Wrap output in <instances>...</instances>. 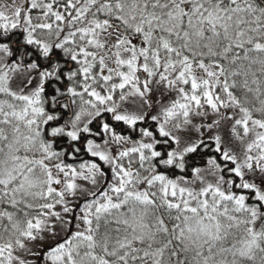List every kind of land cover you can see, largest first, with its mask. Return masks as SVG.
I'll return each mask as SVG.
<instances>
[{
	"label": "snow or ice",
	"instance_id": "snow-or-ice-1",
	"mask_svg": "<svg viewBox=\"0 0 264 264\" xmlns=\"http://www.w3.org/2000/svg\"><path fill=\"white\" fill-rule=\"evenodd\" d=\"M6 8L0 264H264V0Z\"/></svg>",
	"mask_w": 264,
	"mask_h": 264
},
{
	"label": "rangeland",
	"instance_id": "rangeland-1",
	"mask_svg": "<svg viewBox=\"0 0 264 264\" xmlns=\"http://www.w3.org/2000/svg\"><path fill=\"white\" fill-rule=\"evenodd\" d=\"M13 3V0H0V4H4V5H11ZM22 3V0H15V4L17 6H19ZM0 10H5L8 11L9 13L11 11H14V9L12 8H6V9H0Z\"/></svg>",
	"mask_w": 264,
	"mask_h": 264
},
{
	"label": "trees",
	"instance_id": "trees-1",
	"mask_svg": "<svg viewBox=\"0 0 264 264\" xmlns=\"http://www.w3.org/2000/svg\"><path fill=\"white\" fill-rule=\"evenodd\" d=\"M83 159H91L90 157H88V156H86V158H84V156H83Z\"/></svg>",
	"mask_w": 264,
	"mask_h": 264
},
{
	"label": "flooded vegetation",
	"instance_id": "flooded-vegetation-1",
	"mask_svg": "<svg viewBox=\"0 0 264 264\" xmlns=\"http://www.w3.org/2000/svg\"><path fill=\"white\" fill-rule=\"evenodd\" d=\"M83 156H84V158H86V156H87V155H86V154H84Z\"/></svg>",
	"mask_w": 264,
	"mask_h": 264
}]
</instances>
